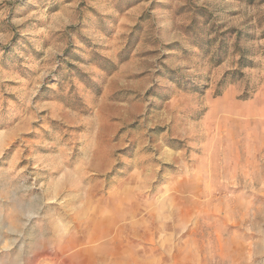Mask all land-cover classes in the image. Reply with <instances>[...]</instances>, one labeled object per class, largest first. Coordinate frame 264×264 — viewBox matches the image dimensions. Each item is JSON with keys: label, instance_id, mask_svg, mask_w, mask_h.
<instances>
[{"label": "rangeland", "instance_id": "374dc122", "mask_svg": "<svg viewBox=\"0 0 264 264\" xmlns=\"http://www.w3.org/2000/svg\"><path fill=\"white\" fill-rule=\"evenodd\" d=\"M111 263L264 264V0H0V264Z\"/></svg>", "mask_w": 264, "mask_h": 264}, {"label": "bare ground", "instance_id": "6f19581e", "mask_svg": "<svg viewBox=\"0 0 264 264\" xmlns=\"http://www.w3.org/2000/svg\"><path fill=\"white\" fill-rule=\"evenodd\" d=\"M252 210V209H251ZM161 246V245H160ZM2 255V254H1ZM3 261V260H2ZM114 261V260H113ZM116 263V262H115ZM112 264V263H111Z\"/></svg>", "mask_w": 264, "mask_h": 264}]
</instances>
